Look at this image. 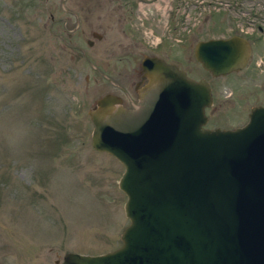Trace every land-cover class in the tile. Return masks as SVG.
Masks as SVG:
<instances>
[{
    "label": "rangeland",
    "instance_id": "374dc122",
    "mask_svg": "<svg viewBox=\"0 0 264 264\" xmlns=\"http://www.w3.org/2000/svg\"><path fill=\"white\" fill-rule=\"evenodd\" d=\"M64 6L67 12L60 0H0V264H61L65 252L97 254L120 244L128 222L117 187L122 166L91 148L86 111L103 93L123 94L82 51L130 93L138 51H152L156 36L186 38L165 52L188 75L208 81L204 126L235 127L253 105L264 104V0H66ZM231 34L251 42L250 60L211 76L193 45ZM121 43L132 50L121 51Z\"/></svg>",
    "mask_w": 264,
    "mask_h": 264
},
{
    "label": "water",
    "instance_id": "95a60500",
    "mask_svg": "<svg viewBox=\"0 0 264 264\" xmlns=\"http://www.w3.org/2000/svg\"><path fill=\"white\" fill-rule=\"evenodd\" d=\"M249 49L232 34L198 40L193 56L218 76L241 69ZM140 66L132 107L106 92L86 111L91 148L122 166L120 244L65 252L61 264H264V104L239 126L205 127L207 80L155 56Z\"/></svg>",
    "mask_w": 264,
    "mask_h": 264
},
{
    "label": "flooded vegetation",
    "instance_id": "af4514ba",
    "mask_svg": "<svg viewBox=\"0 0 264 264\" xmlns=\"http://www.w3.org/2000/svg\"><path fill=\"white\" fill-rule=\"evenodd\" d=\"M65 1L66 0H60V6H61V8H63L64 9V11H66L67 12V10H66V8H65V6H64V3H65ZM78 10H72L71 11V14H72V16L74 17V26L76 27L77 26V24L79 23V16H78ZM50 17V19L52 20V16L50 15L49 16ZM65 21H66V19L64 18V19H62V23L64 24L65 23ZM257 30H258V32H262V28L260 27V26H257ZM93 33H97L98 35H99V37H95V36H93ZM169 34V33H168ZM67 35H69V33H67ZM90 35L93 37V38H95V39H100L101 38V36H102V34L101 33H99L98 31H95V30H92V31H90ZM232 35V34H231ZM229 36V35H228ZM243 36V35H242ZM245 37V36H244ZM188 38V37H187ZM246 38V37H245ZM184 39H186V38H184ZM184 39H182V38H178V37H174V36H171V35H167L166 37H162V36H156V41L154 42V45H153V50L152 51H150V49L149 48H147V50L146 51H144V50H140V51H138L139 52V54H140V58H139V61H137V67H136V69H135V74H134V77H135V80L133 79V80H130L129 81V85H132V87H131V94L126 90V88L124 87V86H122L121 84H119L118 82H115V81H113L110 77H108V76H106L104 73H102L99 69H97L89 60H88V58H87V56H86V54L82 51V53H83V56H84V58L87 60V62H88V64H89V66L92 68V69H94L95 71H97V73H99V75H101L102 77H104L109 83H111L112 85H114L115 87H117L121 92H122V94H123V97H120L119 95H117V94H115V93H113V94H115V95H117V96H119L120 97V99H121V104L124 106V107H132V103L133 102H135L136 100H137V93H136V89L138 88V87H140L145 81H146V77H145V75H144V70H142L141 69V66H140V61L142 60V58H144L145 56H149V57H151V56H155V57H157V58H160V59H162V60H164L165 62H168V63H173V64H175L178 68H180V69H182L180 66H178L177 64H176V62L175 61H173V60H171L170 59V57H169V55L165 52L166 51V49H168V47H169V45H171V44H173V43H176V41H179V40H184ZM206 39V38H205ZM247 39V38H246ZM147 40V39H146ZM146 40H144V41H146ZM199 40H202V39H199ZM248 40V39H247ZM150 41H152V40H150ZM198 41V40H197ZM196 41V42H197ZM173 42V43H172ZM195 42V43H196ZM86 43L88 44V45H91L92 44V40L91 39H86ZM194 43V44H195ZM248 43H249V47H250V49H249V54H248V58H247V60H246V62H245V64H244V66L243 67H245L246 66V64H248V62H249V60H250V54H251V49H252V44H251V42H249L248 41ZM253 43V42H252ZM110 45H114V43L112 42ZM146 45H149V43H148V41H146ZM149 46H152V45H149ZM160 46H162V47H160ZM194 46V45H193ZM120 47H121V51H123V52H127V51H130V50H132V49H130V48H128V45H125V44H120ZM142 46H138V48H141ZM144 47V46H143ZM142 47V48H143ZM165 47H167V48H165ZM110 49V52H114V50H116V47H110L109 48ZM113 49V50H112ZM192 52H193V48H192ZM242 67V68H243ZM241 68V69H242ZM185 73H186V75H188V73L186 72V70H184V69H182ZM240 70V69H239ZM238 71V70H237ZM232 72H235V71H231V72H228L227 74H229V73H232ZM119 73V72H118ZM189 77H191L190 75H188ZM193 78V77H192ZM200 78V77H199ZM194 79H198V78H194ZM127 80H125V82H126ZM263 82H264V78H263ZM263 82H262V86H263ZM263 90H264V87H263ZM109 93H111V92H109ZM205 108H207V107H205ZM205 108H204V115L206 116V121H207V115H206V113H205ZM247 119V118H246ZM246 119H245V121H246ZM245 121H243V122H241V123H239L237 126H239V125H241V124H243ZM206 127V126H205ZM213 127H220V126H218V125H213ZM220 128H222V127H220ZM224 128H226V127H224ZM229 128H231V127H229Z\"/></svg>",
    "mask_w": 264,
    "mask_h": 264
}]
</instances>
